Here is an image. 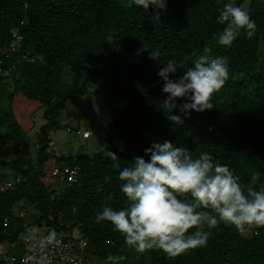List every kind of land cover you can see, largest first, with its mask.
<instances>
[{"label": "trees", "instance_id": "16d2710c", "mask_svg": "<svg viewBox=\"0 0 264 264\" xmlns=\"http://www.w3.org/2000/svg\"><path fill=\"white\" fill-rule=\"evenodd\" d=\"M243 2L236 0L238 6ZM225 3L168 0L154 22L155 9L146 12L129 6L128 0H0V168L18 170L12 177H0H20L0 195L1 242L45 226L77 230L86 240L85 257L104 264H109L110 255L123 257L118 264H264V227L240 232L220 222L203 229L211 233L206 246L170 257L158 249L138 253L109 222L95 221L103 205L119 209L128 204L120 191L119 169L107 152L117 155L122 169L131 166L134 157L144 156L153 141L170 140L189 148L194 157L207 152L215 163L228 164L243 185L258 189L264 184V57L259 50L264 42V2L252 0L248 8L256 22L254 35L242 32L230 48L217 43L226 25L216 18ZM13 32L20 40L11 46ZM206 47L210 58L223 57L229 66V79L214 93L213 108L190 111L188 116L179 108L169 111L164 81L157 75L162 65L150 53H158L164 63H180L178 77ZM118 64L127 76V104L103 131L99 148L92 155L56 154L52 132L61 111L71 99L87 93L90 80L102 69L110 74ZM22 106L43 108L34 134V159L25 148L30 137L17 117ZM172 114L180 115L183 123L172 121ZM53 159L61 170L77 166V180L63 182L60 190L46 184L45 166ZM253 173H259V180L252 179ZM17 206L22 215L16 214ZM26 214L34 216L28 224Z\"/></svg>", "mask_w": 264, "mask_h": 264}, {"label": "clouds", "instance_id": "9594fccd", "mask_svg": "<svg viewBox=\"0 0 264 264\" xmlns=\"http://www.w3.org/2000/svg\"><path fill=\"white\" fill-rule=\"evenodd\" d=\"M168 0H128L146 12L156 22L159 13L166 10ZM217 23L226 25L217 34V43L230 48L241 33L249 38L254 35L256 22L250 12L228 0L219 10ZM192 64L175 77L181 64L164 63L158 53H150L160 66L157 75L164 81L162 92L168 94L164 103L172 112L179 108L184 116L190 111L204 112L213 108V95L220 91L229 79V66L223 57L210 58V48H205ZM173 74L175 78H170ZM182 98V103H177ZM172 121L183 123L180 115L172 114ZM113 167L119 169L122 182L120 191L128 204L115 209L103 205L97 212V223L107 221L124 236L127 246L136 252L158 249L170 257L189 249L206 246L210 231L223 222L244 232L246 227H264V184L258 189L245 186L235 171L224 163H215L207 152L193 156L189 148L177 146L170 140L151 143L144 149V156H136L131 166L121 169L115 153L108 151ZM147 157V159H145ZM252 179L259 180V173ZM195 228V231H189ZM56 232L50 230L39 238L34 248L40 252L37 264H51L44 250L56 241ZM123 257L108 256L109 264H118Z\"/></svg>", "mask_w": 264, "mask_h": 264}, {"label": "rangeland", "instance_id": "374dc122", "mask_svg": "<svg viewBox=\"0 0 264 264\" xmlns=\"http://www.w3.org/2000/svg\"><path fill=\"white\" fill-rule=\"evenodd\" d=\"M222 1V0H218ZM228 2V0H225ZM252 0H244L241 7L248 10ZM264 2V0H262ZM261 57H264V42L259 45ZM100 76L93 77L87 87L88 91L81 97L71 99L67 107L61 111L58 117V124L56 129L52 132V145L56 154L66 153H85L92 155L99 148V142L103 136V131L114 120L115 116L127 104V97L123 92L126 86L127 76L120 64L111 69L110 74L102 69ZM6 74V73H5ZM9 81V79H7ZM10 89L12 86L9 87ZM7 104V103H5ZM21 113L18 118H21V123L24 126L27 136L25 148L31 153L33 159L35 158L36 147L34 143V134L38 126L42 123L43 108L40 107L32 110L30 107L22 106ZM19 113V108L16 110ZM70 128V131L67 128ZM88 130L90 136L88 139L75 133V129ZM56 165L54 159L47 162L45 166V175L42 180L46 184H51V187L60 190L62 187L63 176L57 178L51 173V167ZM17 169L14 167L0 168V173H5L8 177L17 174ZM18 206L15 208L16 214H19ZM34 212L33 209L30 211ZM33 214V213H32ZM24 223L28 224L33 219L32 215L27 214L23 217ZM46 230L45 226H34L27 235L36 237L41 235ZM70 234L78 236L82 235L73 230ZM93 264H104L102 260H92Z\"/></svg>", "mask_w": 264, "mask_h": 264}, {"label": "built area", "instance_id": "2783aa9c", "mask_svg": "<svg viewBox=\"0 0 264 264\" xmlns=\"http://www.w3.org/2000/svg\"><path fill=\"white\" fill-rule=\"evenodd\" d=\"M13 38L11 46L17 44L20 36L17 32H13ZM67 130L70 131L69 128ZM75 132L83 138L90 136V131L88 130H76ZM77 169V166H73L70 169L69 167H65L64 170H61L59 166L54 165L51 167V173L57 178L61 175L63 176L61 184L63 182L70 184L77 180ZM19 181L20 177H0V195L12 188ZM19 215H22V213ZM8 223V218H5V229L8 228ZM50 230H54L57 234L56 241L44 250V254L51 260V264H92V261L85 257V238H79L68 232L59 231L54 227H47L44 233L36 237H32L26 233L11 242L3 243L0 241L1 264H37L40 252L33 245L39 238L47 235Z\"/></svg>", "mask_w": 264, "mask_h": 264}, {"label": "crops", "instance_id": "0c3cea01", "mask_svg": "<svg viewBox=\"0 0 264 264\" xmlns=\"http://www.w3.org/2000/svg\"><path fill=\"white\" fill-rule=\"evenodd\" d=\"M84 130H86V129H84ZM89 138V137H88ZM88 138H85V139H88Z\"/></svg>", "mask_w": 264, "mask_h": 264}]
</instances>
